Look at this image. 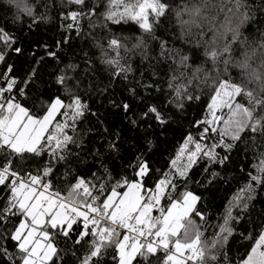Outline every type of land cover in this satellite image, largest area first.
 <instances>
[{
    "label": "snow or ice",
    "instance_id": "obj_1",
    "mask_svg": "<svg viewBox=\"0 0 264 264\" xmlns=\"http://www.w3.org/2000/svg\"><path fill=\"white\" fill-rule=\"evenodd\" d=\"M2 2L0 264H264V0ZM53 10L37 55L16 32Z\"/></svg>",
    "mask_w": 264,
    "mask_h": 264
},
{
    "label": "trees",
    "instance_id": "obj_2",
    "mask_svg": "<svg viewBox=\"0 0 264 264\" xmlns=\"http://www.w3.org/2000/svg\"><path fill=\"white\" fill-rule=\"evenodd\" d=\"M178 2V0H177ZM214 3H219L220 0H213ZM6 8L5 5L3 4L2 0H0V23L3 22L4 14H5ZM51 15L53 17V20L48 23V24H40L39 27L35 28L32 32H28L27 29L25 28L23 32H20L17 30L16 35L18 36L19 40L22 42L23 46L28 49H37V55H41L43 53V49L39 48L38 46L42 44H49L52 45L54 44L55 40L61 39V29L59 28V20L57 18V12L53 10L51 12ZM222 18V17H221ZM29 21L27 18H25V24H27ZM173 26H174V21H173ZM85 30L86 28V22H85ZM117 31H125V29H117ZM71 40L68 45L64 46L63 52H62V58L64 59L65 63L68 62L69 59H72L74 62H80L81 57L83 56L84 51H89L90 55H93V58L95 59L96 56L99 55L98 52H96L95 49H91L90 47V41H87L83 38H77L75 33L73 32L71 34ZM123 55V53H121ZM54 63L53 61H49V64ZM139 57L134 58L133 60V66L137 68V74L136 78L139 79V71L141 70L139 68ZM155 62L153 61V64ZM3 66H0V70H2ZM97 67L100 69L99 73V79H104L105 81L107 80V72L104 71L103 66L99 65V61H97ZM145 72L148 70V65H144ZM147 79V75L145 77ZM120 82H117V87L119 88ZM163 86L166 88L167 85L166 83L163 84ZM207 90L205 89V94ZM93 107L95 108L96 105L93 103ZM194 109H189V115L191 116L193 114ZM175 127V125H174ZM183 127L185 130L188 128V124L184 123ZM169 143L167 145H161V149L163 150L164 148H167L169 151L173 150V145L178 143V140L172 139L171 136L169 137ZM243 147V146H242ZM167 158V152H165V157L164 159ZM164 160H160L159 163H163ZM253 163H259L258 160H253L252 153L249 152L247 157L244 156L243 150L241 148V153L239 155V162L236 163L235 166V172H232V166H229L230 172L228 174H238L239 173V168L241 166L245 167V171L252 170L253 172L255 171L252 169V164ZM241 184L243 181L240 182ZM239 186L235 181L230 183L229 185L226 186H220L218 191H214L213 193H208L204 192V196L207 200L211 201V207H210V212L212 214V222L215 223V218L217 215L223 212V206L226 203L227 197L232 194L236 190V188ZM196 191H203L202 189H195ZM264 201H259L257 202V207L260 206V203ZM211 231V230H209ZM243 252V249H240V252H236L235 246L233 248V252L231 253L233 259H237L238 256Z\"/></svg>",
    "mask_w": 264,
    "mask_h": 264
}]
</instances>
